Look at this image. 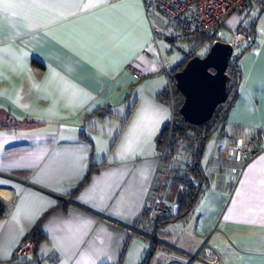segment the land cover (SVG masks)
Returning <instances> with one entry per match:
<instances>
[{
    "label": "crops",
    "instance_id": "0c3cea01",
    "mask_svg": "<svg viewBox=\"0 0 264 264\" xmlns=\"http://www.w3.org/2000/svg\"><path fill=\"white\" fill-rule=\"evenodd\" d=\"M258 1L220 28L250 38L237 95L202 154L207 185L185 217L159 226L152 207H175L182 186L157 140L174 115L163 93L183 59L153 37L164 14L153 0L0 5V264H142L151 251L148 264H207L216 252L223 264H264V148L235 158L238 137L264 130ZM37 224L36 251L15 257Z\"/></svg>",
    "mask_w": 264,
    "mask_h": 264
},
{
    "label": "built area",
    "instance_id": "2783aa9c",
    "mask_svg": "<svg viewBox=\"0 0 264 264\" xmlns=\"http://www.w3.org/2000/svg\"><path fill=\"white\" fill-rule=\"evenodd\" d=\"M259 4L258 0H153L152 6L164 14L163 22L153 23L154 39H165L171 43L189 40L206 35L213 43L221 39L220 28L233 12ZM250 38V33L244 27L232 31L230 42L234 46L232 58L237 54L236 48ZM135 78L142 77V71L134 66ZM239 146L235 151V158L245 162L258 155L264 148V130L238 137ZM174 212V205L162 204L152 207L150 217L157 221L161 215ZM34 238L22 241L15 249V257H24L36 251ZM192 257L198 255L191 254ZM194 257V258H195ZM207 264H223L219 254L205 259ZM1 264H13V260L3 261Z\"/></svg>",
    "mask_w": 264,
    "mask_h": 264
},
{
    "label": "trees",
    "instance_id": "16d2710c",
    "mask_svg": "<svg viewBox=\"0 0 264 264\" xmlns=\"http://www.w3.org/2000/svg\"><path fill=\"white\" fill-rule=\"evenodd\" d=\"M196 38L202 43H210L209 38L206 35H201ZM243 50L245 51L246 48L240 49V51L230 59L227 68V72L229 74V79L227 82L228 98L225 102L220 103L216 107L213 116L202 124H192L186 121L183 115L180 113L179 107L181 106L184 97L176 87V79L174 76L175 72L182 68L188 59L196 54V50H190L187 52L183 59L172 67L171 72L173 74L171 78V85L165 91V93H163V96L168 101H172L173 104L175 103L174 115L172 120L165 125L162 132L160 133L157 139L158 145L163 151L167 149L165 151L166 155H164V159L165 162H168V159L177 151L179 142L183 140L190 142V150L193 153V159L192 163L187 166V169L184 173H180L178 171V179L182 186L176 197V206L174 207V212L169 215H161L157 221H154L155 226L167 224L176 218L185 217L190 212L200 193L207 185V177L200 165L202 154L208 139L226 119V115L237 95L241 78L239 58L241 53L244 52ZM93 167L94 165L90 168V171H92ZM6 208V201L0 198V215L5 212ZM39 226L40 224H37L30 234V236L35 239L36 244H38L42 238V233ZM152 250H154V245L152 246ZM152 254L153 251L149 253L142 264H148Z\"/></svg>",
    "mask_w": 264,
    "mask_h": 264
},
{
    "label": "water",
    "instance_id": "95a60500",
    "mask_svg": "<svg viewBox=\"0 0 264 264\" xmlns=\"http://www.w3.org/2000/svg\"><path fill=\"white\" fill-rule=\"evenodd\" d=\"M233 53V44L219 39L204 55L195 54L175 72L176 87L184 97L179 111L186 121L202 124L226 101L227 68Z\"/></svg>",
    "mask_w": 264,
    "mask_h": 264
},
{
    "label": "rangeland",
    "instance_id": "374dc122",
    "mask_svg": "<svg viewBox=\"0 0 264 264\" xmlns=\"http://www.w3.org/2000/svg\"><path fill=\"white\" fill-rule=\"evenodd\" d=\"M221 37L224 40H229L232 36L229 32L226 31L225 28H223ZM173 47L174 50L170 51L171 54L169 56L171 59L173 58V62H175V60L178 62L181 58H183L184 54H186L190 50H196V54L204 55L208 51L210 44L202 43L197 38H194L191 40L174 42ZM241 47L242 46L240 45L237 47V49H240ZM165 151H163L164 155H166ZM192 159L193 153L190 150V142L183 140L179 142L177 151L168 159V162H170L173 166L178 167V171L180 173H184L187 169V166L192 163Z\"/></svg>",
    "mask_w": 264,
    "mask_h": 264
},
{
    "label": "snow or ice",
    "instance_id": "6c2138e0",
    "mask_svg": "<svg viewBox=\"0 0 264 264\" xmlns=\"http://www.w3.org/2000/svg\"><path fill=\"white\" fill-rule=\"evenodd\" d=\"M0 5H3L5 8L15 7L16 5L9 3V0H0Z\"/></svg>",
    "mask_w": 264,
    "mask_h": 264
}]
</instances>
